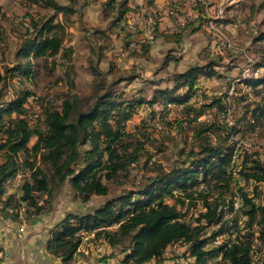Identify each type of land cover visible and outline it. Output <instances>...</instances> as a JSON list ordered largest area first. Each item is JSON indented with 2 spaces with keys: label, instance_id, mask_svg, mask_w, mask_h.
Returning a JSON list of instances; mask_svg holds the SVG:
<instances>
[{
  "label": "trees",
  "instance_id": "1",
  "mask_svg": "<svg viewBox=\"0 0 264 264\" xmlns=\"http://www.w3.org/2000/svg\"><path fill=\"white\" fill-rule=\"evenodd\" d=\"M28 1L52 13L32 22L29 35L15 53V66L0 72L2 86L7 79H33L39 66L41 69L48 66L52 72L60 66V61H71L73 51L63 46L62 34L76 12L77 0L64 5L55 0ZM128 1L119 2L115 24L128 10ZM114 2L109 0L103 4L104 9L113 10ZM263 38L264 33L258 39ZM217 66V62L209 61L189 67L174 76L172 87L156 90L150 101L152 107L156 104L184 107L186 122L200 126L196 137L204 134L198 151L188 152L180 166L168 172L160 171L141 187L125 190L112 198H108V184L118 182L119 177H128L129 167L137 162L144 149L138 136L124 131L125 123L145 102L142 97L125 102L112 88L103 90V84L96 83L94 101L86 110L81 109L75 96L63 99L58 105L51 101L42 108L39 98L35 99L31 91L23 90L10 100H3L6 93L1 89L0 199L5 181L21 165L31 173L21 186L19 197L12 194L2 200L0 212L9 213L16 221L24 205L25 219L31 220L50 212L56 195L67 184L74 199L85 205L93 197H103L105 201L93 210L66 213L50 231L46 251L62 264L73 263L84 233H93L94 240H103L109 247L120 249L125 254L122 264H160L166 249L177 244L187 245L191 259L187 264H255V243L264 245V200L259 201L257 194V187L264 186V163L250 160L246 154L237 172L245 184H254L253 196L245 187L233 183L227 169L232 162L229 135L245 134L247 127L253 129L263 121L264 104H256L250 110V120H246L247 111L232 127L197 122L206 109L214 106L225 112L221 98L198 110L188 104L197 93L199 77H212ZM258 67H264V62ZM92 74L99 76L96 69ZM241 81L258 93V87L264 86V74ZM30 97H33L32 104ZM34 104L42 109L38 126L34 125L39 119ZM86 145L88 148H84ZM35 158L39 159V166H35ZM236 189L242 198V206L237 211L232 206ZM197 202L204 212L192 226L182 219V209L194 208ZM211 228L214 230L205 236V230ZM219 238L222 241L215 245ZM210 244L208 248L206 245Z\"/></svg>",
  "mask_w": 264,
  "mask_h": 264
},
{
  "label": "rangeland",
  "instance_id": "2",
  "mask_svg": "<svg viewBox=\"0 0 264 264\" xmlns=\"http://www.w3.org/2000/svg\"><path fill=\"white\" fill-rule=\"evenodd\" d=\"M55 1L64 5L69 4L71 0ZM121 1L123 0L115 1L114 9L110 10L104 9L103 4L106 3L99 0H77L76 12L70 17L62 34L63 46L70 47L73 51L71 61L66 62L65 59L60 61V66L55 67L52 72L48 71V66L46 69L39 66L33 79L20 78L18 81L7 79L3 86L0 84V90L5 93L8 90L10 95L3 100H10L19 92L28 90L39 98L37 101L42 108L48 106L51 101L58 105L63 99H72L75 96L80 101L81 109L86 110L94 101L95 90L98 89L96 83H102L103 90L112 88L125 102L142 97L145 100L142 106H149L150 110L155 108L157 111L160 105L152 107L150 104L156 90L172 87L174 76L185 72L191 66L215 61L218 63L216 74L208 77L209 79H203L204 83L201 81L203 77H199L197 93L188 101L190 106L198 110L216 98L222 99L225 112L222 113L215 106L206 109L204 114H209L211 118L205 124H221L225 128L227 118L235 124L247 111L246 120H250V110L254 109L256 104H264L263 91L258 87V93H254L249 86L242 84L240 73L244 66L251 65V68H257V65L264 62V38L258 39L264 33V0H207L209 3L207 7L199 4L192 8L196 17L180 34H169L170 20L161 25L158 23L154 32L155 40L157 38L158 41L154 46L143 45L139 50L130 52L127 58L118 60L110 55V50L114 41L120 42L115 18ZM150 1L152 0H131V3L149 4ZM219 11L222 12L223 19L215 22V26L221 33L222 40L217 46H213L208 22L216 17ZM51 13V10L28 0H0L1 73H4L5 68L15 66V53L23 39L29 35L32 22L47 18ZM126 39L124 36L123 44L126 43ZM225 42L236 46L239 53L226 50ZM210 49H217L221 54L210 58L207 55ZM258 68L261 69V74H264V67ZM93 69L99 72L98 77L92 74ZM204 91L210 96L206 97ZM34 105L39 118L42 109ZM151 112L142 117H133L125 123L124 131L138 136L143 142L144 149L137 162L129 167L128 177H119L118 182L108 184V198L118 196L125 190L141 187L147 183L148 178L158 172H168L180 166L191 150L198 151L204 134L196 137V131L200 126L197 123L186 122L182 105L174 109L171 117L160 110L158 114ZM34 125H41V117L36 119ZM244 136L252 146L247 156H250V160L255 159L264 163V120L259 121L253 129L247 127ZM33 141L32 139L31 143ZM84 148H88V145ZM21 159H24L23 155ZM33 161L35 166H39L38 158ZM241 183V187H245V191L253 196L254 184H245L244 181ZM20 190L21 187L16 188L19 194ZM257 194L258 200L263 201L264 186L257 187ZM7 197L1 196L0 206L2 200ZM104 201L103 197H93L87 203V207L74 199L67 184L61 188L54 200L60 203L61 208L75 213L93 210ZM25 210L26 207L21 205L18 216L24 221H29L30 218L25 219ZM182 212H184L182 219L194 226L204 209L197 202L196 207L189 210L183 208ZM212 230L214 229H206L205 236H209ZM217 241L215 245L220 244L222 239L219 238ZM206 246L209 248L212 245ZM116 250L121 253L120 249ZM164 256L160 264H187L191 260L186 244L172 246ZM263 256L264 245L255 243L254 263L261 264Z\"/></svg>",
  "mask_w": 264,
  "mask_h": 264
},
{
  "label": "built area",
  "instance_id": "3",
  "mask_svg": "<svg viewBox=\"0 0 264 264\" xmlns=\"http://www.w3.org/2000/svg\"><path fill=\"white\" fill-rule=\"evenodd\" d=\"M114 1L118 2L120 0ZM103 2H108V0H103ZM199 4L205 7L209 5L207 0H152L151 4H144L137 7L136 9L138 10L136 12H125L123 18L117 23V28L119 31L117 37L118 41L121 43L118 45H113V48L110 50V55H113L118 60H122L127 58L130 52L139 50L143 45L149 47L153 46L155 44L154 32L156 26L158 23L159 25L164 24L166 20H170L171 22L168 26L169 34H180L181 31L185 29V27L193 20V18L196 17L192 11V8ZM131 8L135 10L134 5H131ZM222 19V12L219 11V14L208 22L209 32H211L213 37V46H217L222 40L220 36L221 33L215 26V22ZM124 36L125 38L127 37L125 44H123ZM224 48L228 51L239 53V49L229 42H225ZM218 51L219 50L217 49H210L207 55L210 58H214L216 55L221 54ZM240 73L242 77L241 79H256L261 76V69L251 68V65H248L241 68ZM259 89L264 93V86H259ZM8 95H10V91L6 92L4 98H7ZM204 95H206V97L210 96L207 91H204ZM35 99L37 98L35 97ZM29 101L30 104H32L33 97H30ZM148 107L149 106L140 107L137 110L134 118L142 117L146 115L147 112L155 111V108H151L150 110ZM177 107L178 105L175 104H166L160 106L155 112L158 114V110H160L161 113L171 117L173 116L174 109ZM210 118L211 117L209 114H204L197 118V122L205 123L208 122ZM225 122L227 127H232L234 125V123L228 118ZM251 122L254 123L253 120H251ZM229 142L232 144V162L227 169V172L229 175H231L233 183H238L239 186H241L242 183L237 176V172L240 170V163L242 162L244 156L249 154L252 146L250 141L246 139L242 133L230 134ZM30 173V170L23 168L21 165L16 171L15 175L5 181L3 195L9 196L14 194L16 197H19L21 194L16 192V188H20L22 184L30 178ZM232 206L235 211L239 210L242 206L241 194L237 189L235 190L234 196L232 198ZM90 234L93 236V233ZM170 249H172V246L168 247L164 254L166 255L167 251ZM163 257L165 256L163 255Z\"/></svg>",
  "mask_w": 264,
  "mask_h": 264
},
{
  "label": "crops",
  "instance_id": "4",
  "mask_svg": "<svg viewBox=\"0 0 264 264\" xmlns=\"http://www.w3.org/2000/svg\"><path fill=\"white\" fill-rule=\"evenodd\" d=\"M99 1L103 2V0ZM131 5L139 7L144 3L136 4L134 2L133 4L131 0L128 1L127 11L136 12L137 7L135 6L134 10ZM157 41L156 38L155 44ZM120 43L116 40L113 45ZM217 68L215 67V69ZM202 77V83H204L203 79H209L205 76ZM60 206V203L54 202L50 212L39 215L30 221H24L21 217L14 221L0 212V264H62L60 259L51 256L45 248L50 231L69 212ZM86 206L88 207L87 204ZM84 234L72 264H122L123 253L109 247L103 240H94L90 233Z\"/></svg>",
  "mask_w": 264,
  "mask_h": 264
}]
</instances>
